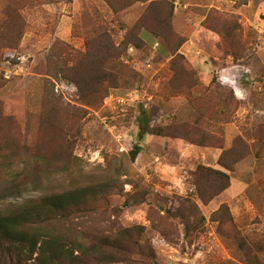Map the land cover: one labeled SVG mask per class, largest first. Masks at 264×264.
<instances>
[{"label":"rangeland","instance_id":"rangeland-1","mask_svg":"<svg viewBox=\"0 0 264 264\" xmlns=\"http://www.w3.org/2000/svg\"><path fill=\"white\" fill-rule=\"evenodd\" d=\"M99 184L120 264H264V0H0V208Z\"/></svg>","mask_w":264,"mask_h":264},{"label":"trees","instance_id":"trees-1","mask_svg":"<svg viewBox=\"0 0 264 264\" xmlns=\"http://www.w3.org/2000/svg\"><path fill=\"white\" fill-rule=\"evenodd\" d=\"M138 132V139H143L146 131L138 129ZM140 150L139 145L133 147L129 154L131 161ZM211 173L218 179L219 192L224 191L228 187V176L214 170ZM208 184L218 186L210 181ZM26 187L24 181L12 177L2 192L12 194L14 198ZM103 187L104 184H99L73 192L40 196L0 208V264H120L131 261L134 254L149 263L153 252L143 249L138 241L142 227L121 229L115 236L99 243H92L84 231L69 236L66 231L58 230L64 216L87 208L88 202H95Z\"/></svg>","mask_w":264,"mask_h":264}]
</instances>
